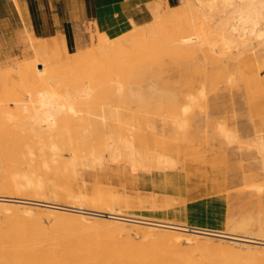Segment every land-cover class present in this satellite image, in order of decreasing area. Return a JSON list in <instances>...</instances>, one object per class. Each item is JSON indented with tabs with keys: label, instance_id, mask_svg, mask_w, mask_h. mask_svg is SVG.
<instances>
[{
	"label": "bare ground",
	"instance_id": "6f19581e",
	"mask_svg": "<svg viewBox=\"0 0 264 264\" xmlns=\"http://www.w3.org/2000/svg\"><path fill=\"white\" fill-rule=\"evenodd\" d=\"M11 1L30 58L0 67V264H264V226L252 217L196 227L171 222L166 200L127 205L98 176L82 188L85 168L165 174L176 157L198 199L193 170L208 161L194 150L205 147L248 162L229 164L222 204L236 185L262 190L264 0H157L144 24L120 18L106 32L90 21L92 48L74 52L62 34L37 37L25 1ZM171 67L176 83L164 77Z\"/></svg>",
	"mask_w": 264,
	"mask_h": 264
},
{
	"label": "rangeland",
	"instance_id": "374dc122",
	"mask_svg": "<svg viewBox=\"0 0 264 264\" xmlns=\"http://www.w3.org/2000/svg\"><path fill=\"white\" fill-rule=\"evenodd\" d=\"M24 1L34 34L47 39L62 34L67 39L69 50L74 52L78 46L84 50L92 48L90 36L86 33L92 25L90 21L97 20L101 29L106 32L117 24L116 21L120 18H123L121 24H126L129 19L137 24H144L152 19L148 14V5L157 0H97L96 7L93 9L94 20L88 19L85 14L84 0ZM169 3L171 6H177L179 0H169ZM132 8L136 11L130 12ZM119 15L123 16L119 17ZM25 26L12 1L0 0V67L7 68L30 58L28 50L21 43ZM179 75L180 71L171 67L164 77L170 76V81L176 83ZM219 88L223 89L222 93L227 94L223 85ZM180 90L184 91L185 88H180ZM238 90L240 89L232 90L234 95ZM212 97L213 93L210 94L209 99ZM211 104L209 101L210 107ZM238 114L241 116L239 126L241 128L250 126L245 111H240ZM145 133L147 134L145 137L150 139L153 137L151 130ZM170 135L167 132L164 135L159 133L154 137L167 141ZM197 150H201L208 161L207 165L196 167L193 170L197 172L195 196L199 197L198 199L189 194L186 183V164L176 157L173 159L178 162L177 168L165 174L157 171L134 170L124 162L119 164L107 162L100 170L85 168L82 173L84 180L82 188L90 193L96 186L94 180L98 176L107 184L105 186L103 184L102 187H107L117 194H123L128 198L127 205L132 207L136 206L138 202L136 199L139 197L144 199L152 197L158 202L166 200L171 222L183 223L185 221L188 225L196 227H202L206 222L207 225L218 229L223 220L234 215L237 218L252 217L256 227L264 226V178L262 174L257 175L258 180L254 181L255 187H262L261 191L254 192L245 189L244 186L236 185L231 190V194L236 197L229 204H222L221 199L228 198V186L224 182L227 179L229 164L235 168L243 164L245 168L248 162H239L237 157L228 152L206 155L205 147L195 149V153ZM167 179L174 182L173 187L166 183ZM206 196L209 198L206 199ZM126 212L132 213L128 210ZM155 212L160 213L161 211Z\"/></svg>",
	"mask_w": 264,
	"mask_h": 264
},
{
	"label": "crops",
	"instance_id": "0c3cea01",
	"mask_svg": "<svg viewBox=\"0 0 264 264\" xmlns=\"http://www.w3.org/2000/svg\"><path fill=\"white\" fill-rule=\"evenodd\" d=\"M83 3H84V8H85V14L88 16V19H93L94 20V18H93L94 17L93 9H95V7H96L97 0H84ZM132 9L133 10H131L130 12H135L136 11L135 8H132ZM148 14H149V11H148ZM149 16H150V14H149ZM1 19H3V18H1Z\"/></svg>",
	"mask_w": 264,
	"mask_h": 264
}]
</instances>
